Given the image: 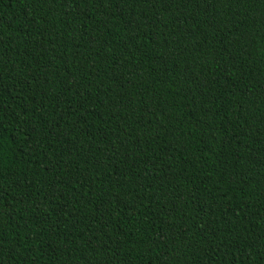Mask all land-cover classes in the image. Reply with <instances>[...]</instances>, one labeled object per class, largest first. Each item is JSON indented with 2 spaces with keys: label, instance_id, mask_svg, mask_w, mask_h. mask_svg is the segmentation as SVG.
Here are the masks:
<instances>
[{
  "label": "trees",
  "instance_id": "obj_1",
  "mask_svg": "<svg viewBox=\"0 0 264 264\" xmlns=\"http://www.w3.org/2000/svg\"><path fill=\"white\" fill-rule=\"evenodd\" d=\"M0 264H264V0H0Z\"/></svg>",
  "mask_w": 264,
  "mask_h": 264
}]
</instances>
